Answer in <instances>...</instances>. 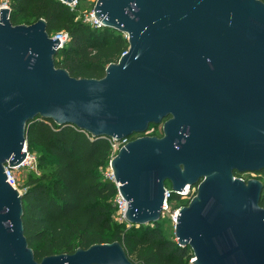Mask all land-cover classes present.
I'll return each mask as SVG.
<instances>
[{"label":"water","instance_id":"95a60500","mask_svg":"<svg viewBox=\"0 0 264 264\" xmlns=\"http://www.w3.org/2000/svg\"><path fill=\"white\" fill-rule=\"evenodd\" d=\"M71 2L72 0H63ZM94 15L125 33L126 53L101 78L55 67L58 39L43 18L13 25L0 8V264H140L119 241L40 261L23 233L22 194L6 181L25 157V127L40 116L127 141L109 160L125 220L160 218L172 193L198 184L174 224L192 264H264V2L97 0Z\"/></svg>","mask_w":264,"mask_h":264},{"label":"trees","instance_id":"16d2710c","mask_svg":"<svg viewBox=\"0 0 264 264\" xmlns=\"http://www.w3.org/2000/svg\"><path fill=\"white\" fill-rule=\"evenodd\" d=\"M8 7L13 25L43 18L49 35L67 32L54 64L73 77H103L106 65L116 62L128 48L125 33L108 26L91 27L77 18V7L61 0H8ZM150 125L142 134L158 135L148 132ZM24 137L36 162L50 170L29 179L22 194L23 233L36 260L49 254H70L94 243L119 241L136 263L192 264V255L178 245L174 235L163 236L159 219L126 226L127 222L112 217L118 191L106 175L111 137L93 136L73 124H57L40 116L27 122ZM170 199L183 201L177 194ZM259 204L264 207L263 194Z\"/></svg>","mask_w":264,"mask_h":264},{"label":"built area","instance_id":"2783aa9c","mask_svg":"<svg viewBox=\"0 0 264 264\" xmlns=\"http://www.w3.org/2000/svg\"><path fill=\"white\" fill-rule=\"evenodd\" d=\"M61 1H63V0H61ZM87 1H88V6L87 7H83V8L79 7V0H72L71 2H65V3L70 5L72 8L73 7H77V18H80L82 21L86 22L91 27L103 26L102 21L99 20L94 15V5H95L97 0H87ZM3 7H8V0H3L0 3V8H3ZM49 36L53 37V38L57 37V39L59 41L58 44H57L58 45L57 51L60 48L63 47L64 43L66 42V40L68 38V34H67L66 31H60L58 33L50 34ZM126 51H127V49L125 51H123L120 54V56L123 55L124 53H126ZM141 135H143V134L142 133H134L132 135L124 136L120 140H115L114 138H112V141H111L112 154L113 153L115 154L120 149V147L123 146L127 141L131 140L134 137H138V136H141ZM23 150L25 151V157L18 165L14 166L12 168L8 167L6 164L4 165V172H5V175H6V181L12 187H14L16 189H18V186H17L16 175H15V169L22 168V167H27L29 169L30 168H34L35 167L34 165L36 163V156H35L34 153H30L27 150L26 142L24 143ZM106 175L109 178L113 179V175H112L111 170L108 173H106ZM234 177H238L240 179H243L242 177L236 176V175ZM197 186H198V184H193V185L185 184L184 187L181 188L178 193H172L171 186L170 185L168 186V185H166L164 183V200H163L162 210L161 211L167 209V207H168L167 200L170 197V195H172V194L179 195L181 200L184 201V205L187 204L190 201V199L196 194ZM114 205H115V208L120 213V216H121L122 220L127 222L125 220V217H124V213H125V210H126L127 203L122 198V196L119 194V192H117V194H116V196L114 198ZM180 207H182V206H180ZM180 207L174 213V220L176 219V215H177L178 210L180 209Z\"/></svg>","mask_w":264,"mask_h":264},{"label":"rangeland","instance_id":"374dc122","mask_svg":"<svg viewBox=\"0 0 264 264\" xmlns=\"http://www.w3.org/2000/svg\"><path fill=\"white\" fill-rule=\"evenodd\" d=\"M2 1L3 0H0V3ZM87 6H88L87 0H79V7L80 8L87 7ZM126 38H127V36H126ZM148 132H155L156 134L159 135L160 132H162L161 124L160 123L151 124ZM113 154H112V156H113ZM34 166H35L34 168H30V169L27 167L15 169L17 186H18V189L20 190V192H23L25 190L29 179L38 178L42 174L49 173V171H50L48 168L40 166L37 162L35 163ZM110 170L111 169H110V166L108 163V165L106 167V173H108ZM236 176H240L245 180L250 179V178H257L264 185V172L263 171L262 172L261 171H259V172L245 171V172L237 173ZM165 184L168 186L170 185V183L168 181H166ZM262 194L264 196V186H263ZM113 203H114V200H113ZM167 204H168L167 209L161 211V215H160L158 223H159V227L161 229L163 236L169 238V237H173V235H174V224H175L174 213L180 206L184 205V201L173 200V199H170V197H169L167 200ZM112 217L114 218V220H116L118 222H124V220H122L120 213L118 212V210L116 208H114V211L112 213ZM135 225L138 226V224H135ZM126 226H129V223L126 224ZM174 239L176 240L175 237H174ZM185 248L187 249L188 255H190V256L192 255V257H190V260H192L193 255H194L192 249L190 248L189 245H186Z\"/></svg>","mask_w":264,"mask_h":264},{"label":"flooded vegetation","instance_id":"af4514ba","mask_svg":"<svg viewBox=\"0 0 264 264\" xmlns=\"http://www.w3.org/2000/svg\"><path fill=\"white\" fill-rule=\"evenodd\" d=\"M160 124H161V126H162V123H160ZM161 133H162V132H160V134H159V135H161ZM263 171H264V170H263ZM261 172H262V171H261Z\"/></svg>","mask_w":264,"mask_h":264}]
</instances>
